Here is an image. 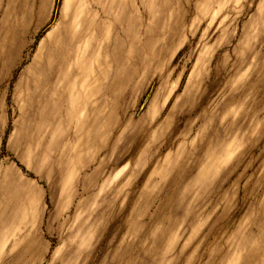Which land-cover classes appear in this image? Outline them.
Here are the masks:
<instances>
[{"label":"rangeland","instance_id":"obj_1","mask_svg":"<svg viewBox=\"0 0 264 264\" xmlns=\"http://www.w3.org/2000/svg\"><path fill=\"white\" fill-rule=\"evenodd\" d=\"M106 1L70 100L66 0H0V264H264V0Z\"/></svg>","mask_w":264,"mask_h":264},{"label":"crops","instance_id":"obj_2","mask_svg":"<svg viewBox=\"0 0 264 264\" xmlns=\"http://www.w3.org/2000/svg\"><path fill=\"white\" fill-rule=\"evenodd\" d=\"M105 2L107 1L105 0ZM91 4L92 0H66L60 24L43 42L32 65L35 79H68L65 82L67 89L63 94H67L66 96L70 100H74L77 95H80V92L75 91L77 82L81 89H86V81L79 79H87L86 68L92 57L90 53L97 43L101 42L102 29L97 25V20L100 18L96 16V13L93 14ZM28 86L29 81L26 91L28 99L30 97L34 100V102L31 101L37 120L44 128L49 127L56 120L59 109L57 111V107L53 106L45 109L43 107V92L38 95L34 92L33 95L30 86L29 89ZM60 96V90L56 95L52 94L53 100L56 101ZM41 100L42 103L38 106ZM74 104L75 102L72 106ZM0 223V233H2L4 222ZM8 239L7 235L3 241L2 251L6 247Z\"/></svg>","mask_w":264,"mask_h":264},{"label":"bare ground","instance_id":"obj_3","mask_svg":"<svg viewBox=\"0 0 264 264\" xmlns=\"http://www.w3.org/2000/svg\"><path fill=\"white\" fill-rule=\"evenodd\" d=\"M69 7V6H68ZM68 70V69H67Z\"/></svg>","mask_w":264,"mask_h":264}]
</instances>
